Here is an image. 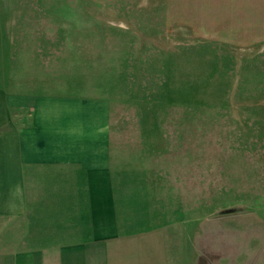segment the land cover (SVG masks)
Instances as JSON below:
<instances>
[{
    "label": "rangeland",
    "instance_id": "374dc122",
    "mask_svg": "<svg viewBox=\"0 0 264 264\" xmlns=\"http://www.w3.org/2000/svg\"><path fill=\"white\" fill-rule=\"evenodd\" d=\"M189 8L0 0V89L68 106L71 142H101L81 163L109 172L103 239L148 245L150 264H264V43L191 32ZM31 229L0 217V264H63L60 224Z\"/></svg>",
    "mask_w": 264,
    "mask_h": 264
},
{
    "label": "crops",
    "instance_id": "0c3cea01",
    "mask_svg": "<svg viewBox=\"0 0 264 264\" xmlns=\"http://www.w3.org/2000/svg\"><path fill=\"white\" fill-rule=\"evenodd\" d=\"M189 9L191 32L236 48L264 43V0H190ZM59 103L0 89V217L42 226L45 241L60 224L63 264H150L148 245L103 239L117 224L109 172L81 163L100 159L102 144L71 142L69 119L59 115L69 107Z\"/></svg>",
    "mask_w": 264,
    "mask_h": 264
}]
</instances>
